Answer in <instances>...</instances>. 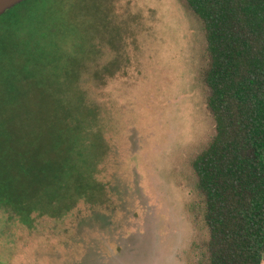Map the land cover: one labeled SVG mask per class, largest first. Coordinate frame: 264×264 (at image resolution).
I'll list each match as a JSON object with an SVG mask.
<instances>
[{
    "label": "rangeland",
    "instance_id": "374dc122",
    "mask_svg": "<svg viewBox=\"0 0 264 264\" xmlns=\"http://www.w3.org/2000/svg\"><path fill=\"white\" fill-rule=\"evenodd\" d=\"M11 14H18L10 23L20 46L15 61L43 66L47 76L58 64L67 81H29L35 114L65 115L80 102L71 83L78 63L68 59L72 45L113 42L115 50L103 48L78 82L109 111L104 138L111 150L97 176L110 201L80 200L66 217H36L30 226L0 208V264H198L208 233L191 163L214 123L197 17L184 0H31ZM4 53L0 69L11 66L13 50ZM96 66L112 75L96 78Z\"/></svg>",
    "mask_w": 264,
    "mask_h": 264
},
{
    "label": "trees",
    "instance_id": "16d2710c",
    "mask_svg": "<svg viewBox=\"0 0 264 264\" xmlns=\"http://www.w3.org/2000/svg\"><path fill=\"white\" fill-rule=\"evenodd\" d=\"M29 1L0 17V29L4 21L8 28L0 33V60L13 50L11 66L0 69V208L30 226L36 217H66L80 200L110 201L97 176L111 150L104 138L109 111L78 82L88 62L115 47L97 38L72 45L68 59L78 63L71 83L80 102L65 115L32 113L29 81L51 87L67 81L58 64L47 76L43 66L15 61L20 46L10 23L18 14L11 13ZM184 1L205 39L201 79L214 123L191 163L208 233L198 264H264V0ZM93 71L96 78L112 75L108 66Z\"/></svg>",
    "mask_w": 264,
    "mask_h": 264
},
{
    "label": "water",
    "instance_id": "95a60500",
    "mask_svg": "<svg viewBox=\"0 0 264 264\" xmlns=\"http://www.w3.org/2000/svg\"><path fill=\"white\" fill-rule=\"evenodd\" d=\"M25 1L28 0H0V17Z\"/></svg>",
    "mask_w": 264,
    "mask_h": 264
}]
</instances>
